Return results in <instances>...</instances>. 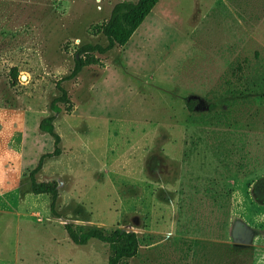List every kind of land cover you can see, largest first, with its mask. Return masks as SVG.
Returning <instances> with one entry per match:
<instances>
[{
    "label": "rangeland",
    "instance_id": "rangeland-1",
    "mask_svg": "<svg viewBox=\"0 0 264 264\" xmlns=\"http://www.w3.org/2000/svg\"><path fill=\"white\" fill-rule=\"evenodd\" d=\"M136 1L0 0V264H108L66 225L137 234L126 264H264V0H161L51 111L78 50ZM51 116L63 153L37 181L58 183L59 219L29 179Z\"/></svg>",
    "mask_w": 264,
    "mask_h": 264
},
{
    "label": "trees",
    "instance_id": "trees-1",
    "mask_svg": "<svg viewBox=\"0 0 264 264\" xmlns=\"http://www.w3.org/2000/svg\"><path fill=\"white\" fill-rule=\"evenodd\" d=\"M161 0H137L136 2H121L114 6L109 20L101 26L96 27V32L102 34L108 41L106 47L100 45H87L81 47L75 56V66L71 74L57 83L56 88L59 97L51 104V111L54 114H61V106L70 108L71 102L67 90L63 87L64 83L74 81L85 68L96 65L98 61L94 58L95 54L104 56L116 48H124L131 40L132 36L145 22ZM243 68L238 66L237 74L242 73ZM12 87L18 80V69L11 71ZM192 112L196 107V102L188 104ZM56 118L54 116L43 119L39 125L42 134L49 135L54 140V151L44 155L39 160L36 168L30 173L31 191L34 195H46L50 199V210L54 218H61L58 213L59 185L56 181L39 183L37 175L43 170L47 160L61 157L62 139L56 132ZM264 181L256 188L263 193ZM66 232L76 246L85 247L90 242H99L109 246L111 256L108 264H126L135 259L142 247L143 240L135 233L115 230L106 232L101 229L77 230L72 225L65 226Z\"/></svg>",
    "mask_w": 264,
    "mask_h": 264
}]
</instances>
